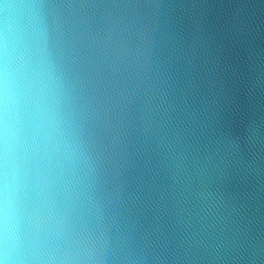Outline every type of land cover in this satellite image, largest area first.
Instances as JSON below:
<instances>
[{
	"label": "clouds",
	"instance_id": "1",
	"mask_svg": "<svg viewBox=\"0 0 264 264\" xmlns=\"http://www.w3.org/2000/svg\"><path fill=\"white\" fill-rule=\"evenodd\" d=\"M0 264H264V0H0Z\"/></svg>",
	"mask_w": 264,
	"mask_h": 264
}]
</instances>
